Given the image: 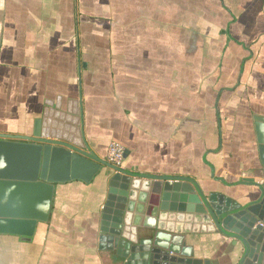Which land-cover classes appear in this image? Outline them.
<instances>
[{"label": "crops", "instance_id": "1", "mask_svg": "<svg viewBox=\"0 0 264 264\" xmlns=\"http://www.w3.org/2000/svg\"><path fill=\"white\" fill-rule=\"evenodd\" d=\"M59 101L76 102L86 152L107 162L117 142L125 170L255 200L264 0H0V134L31 136ZM112 174L56 184L31 240L0 234V264H114L99 243ZM185 240L209 264L240 260L218 229Z\"/></svg>", "mask_w": 264, "mask_h": 264}, {"label": "water", "instance_id": "2", "mask_svg": "<svg viewBox=\"0 0 264 264\" xmlns=\"http://www.w3.org/2000/svg\"><path fill=\"white\" fill-rule=\"evenodd\" d=\"M80 114L76 102L65 109L59 101L45 108L31 136L0 134L8 139L0 140V234L31 240L49 220L56 184L90 182L106 165L114 174L99 243L114 264H209L185 238L217 229L240 242L238 264H264V117L255 116L262 168L254 172L263 181L247 180L260 194L242 204L207 196L187 177L133 173L86 152Z\"/></svg>", "mask_w": 264, "mask_h": 264}, {"label": "built area", "instance_id": "3", "mask_svg": "<svg viewBox=\"0 0 264 264\" xmlns=\"http://www.w3.org/2000/svg\"><path fill=\"white\" fill-rule=\"evenodd\" d=\"M106 160L118 168H123L124 147L117 142H112L108 147Z\"/></svg>", "mask_w": 264, "mask_h": 264}]
</instances>
